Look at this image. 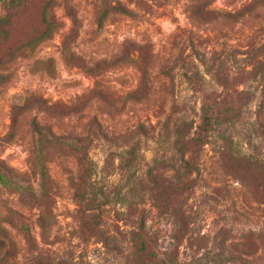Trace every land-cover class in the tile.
Here are the masks:
<instances>
[{"label": "rangeland", "instance_id": "374dc122", "mask_svg": "<svg viewBox=\"0 0 264 264\" xmlns=\"http://www.w3.org/2000/svg\"><path fill=\"white\" fill-rule=\"evenodd\" d=\"M0 164V264H264V0H0Z\"/></svg>", "mask_w": 264, "mask_h": 264}, {"label": "trees", "instance_id": "16d2710c", "mask_svg": "<svg viewBox=\"0 0 264 264\" xmlns=\"http://www.w3.org/2000/svg\"><path fill=\"white\" fill-rule=\"evenodd\" d=\"M115 9L121 13H125V14L130 13L129 9H127L126 7H124L122 5H116ZM43 22L45 24L44 30L42 32L38 33L34 37L33 40L35 43H39V42L45 40L46 38H48V36L53 32L54 26L56 25L53 19H49V18L46 19L45 15H44ZM202 110H203L202 122H201V125L199 126L198 135L195 138H193V137L185 138V136L183 134H181V133L177 134V137L181 139L180 140V146L178 147V150L180 151V153L182 155H184L186 152H188V153L190 152V159L192 158V160L195 159L197 156V150H196L195 146L198 144V142L199 143L204 142V138H205V135L208 131V127H209L210 121H211L210 118L207 117V115H205V110L204 109H202ZM12 121L14 123L15 120L13 119ZM187 130H188V128H187ZM35 131L39 134L38 130H35ZM38 142H39V149L40 150H42L43 146H45V147L46 146H48V147L53 146L52 144L46 143L45 137H43L42 134L39 135ZM54 144H55V141H54ZM70 149L73 150V148H70ZM75 150L77 151L76 158H77L78 166L80 168L78 183H80V181L81 182L85 181L86 183H84V184L89 186V189H91L93 192L94 191L93 188L95 187L93 185L94 183L91 179V175H93V169L91 168V166L87 162L88 159H87L86 152L83 149H81L80 147H76ZM192 160H189V159L185 160V165H186V168L188 169L189 173L194 171L195 170L194 168H196V167H191L190 161H192ZM7 171H8V169L6 167H4L2 164H0V189L2 187L3 188H9L10 190H14V191L20 193V195H28V192H26L25 189H22L21 185L14 183V182H10L8 180ZM40 177H41L42 181H46V179H47L46 173L43 169L40 171ZM76 190H78V189L76 188ZM98 193L102 196V199H103L101 202V205L108 204L110 202V197L107 195V193L104 190L100 189L98 191ZM76 195L78 196V198H82L81 193L78 192V193H76ZM91 201H93V198H91ZM96 206H98V205L87 204V203L84 204V207H86L87 209L88 208H94ZM5 216H9L8 218H13V219L18 220L20 222V223H17L19 231L22 233L25 242L27 244H29L32 247V249H34L35 248L33 245L34 239L32 238L30 227H29V225L22 222L21 219H24V217L21 214V212L19 210L10 208L7 211ZM13 219H12V221H11V219H8L7 224L10 226L14 225ZM1 238L2 237H0V250L3 248L4 251H15V244L13 241L7 240L6 242H4V241H2L4 239H1ZM145 247H146V245L144 244V240H142L140 245H139V251H144ZM159 264H168V263H166V261L163 260ZM170 264H172V263H170Z\"/></svg>", "mask_w": 264, "mask_h": 264}]
</instances>
